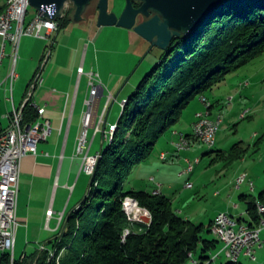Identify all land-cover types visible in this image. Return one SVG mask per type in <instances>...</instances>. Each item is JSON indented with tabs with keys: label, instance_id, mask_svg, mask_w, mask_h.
Returning <instances> with one entry per match:
<instances>
[{
	"label": "trees",
	"instance_id": "trees-1",
	"mask_svg": "<svg viewBox=\"0 0 264 264\" xmlns=\"http://www.w3.org/2000/svg\"><path fill=\"white\" fill-rule=\"evenodd\" d=\"M96 12L94 19L83 22L97 25V6ZM57 20L59 32L66 29L74 23V9ZM160 53L156 66L124 102L112 140H106L100 152L88 195L69 218L66 243L54 247L52 258L47 254L37 261L25 258L14 264H186L198 254V264L212 263L219 240L206 235L213 234L214 221L208 227L194 224L179 216L161 193L126 190L125 184L135 167L151 158L161 138L181 123L193 101L206 98L231 74L264 56V0L222 3L194 32L174 39L168 51ZM38 118L37 110L25 108V125ZM4 130L0 128V133ZM247 152L238 143L227 155L218 152L215 160L235 162ZM127 197L151 211L150 227L131 224L123 208ZM242 200L250 220H240L251 227L259 225L257 204H264V191L257 199L243 196ZM127 229L132 234L124 239ZM80 236L82 241L76 243ZM1 264H11L10 254L3 255ZM225 264L242 263L228 260Z\"/></svg>",
	"mask_w": 264,
	"mask_h": 264
},
{
	"label": "crops",
	"instance_id": "crops-1",
	"mask_svg": "<svg viewBox=\"0 0 264 264\" xmlns=\"http://www.w3.org/2000/svg\"><path fill=\"white\" fill-rule=\"evenodd\" d=\"M7 2L8 0H0V10L6 9ZM74 24L76 23L74 22L66 28L70 29L67 31L69 38L74 37V31L76 30L73 27ZM80 24L87 25L86 29L88 30L91 39L96 41L95 38L99 35V30L101 29L95 24V22H81ZM63 30L54 34L53 37L59 36ZM130 32L136 36V40L145 41L133 30H130ZM61 37L62 35L59 36V39H61ZM64 37H66V35H64ZM2 42L3 40L0 37V128L7 129L11 122L8 118V114L11 112L13 105L15 107H20L22 105L31 80L42 66L48 45L46 39L35 35L22 38L17 63L19 78L13 86V94L11 96V93L9 92L11 85L7 78L12 64L13 47L8 43L5 48V56L2 57ZM80 42H84L82 37ZM89 47L90 46L86 45V43L82 45L81 48L83 49V54L85 56V63L84 65L75 68L73 76H70V79L64 78L67 71L61 66H56L54 63L58 61L60 55L59 49H57L53 64L47 69V63L45 67L43 73L45 77L44 84L37 89L35 93V102L39 106L46 108L45 115L46 118L51 121L52 133L48 141L42 142L38 145L37 156L29 154L23 159L17 210V221L19 226L16 232L14 251V258L16 261H23L25 258H28V260L31 261H37L38 259L45 257L47 254L49 255V251L53 254L55 250L54 247L58 244L59 246H63L66 243L65 241H67L64 234L67 232L69 218L82 206L91 187L92 176L86 175L81 171L85 154L78 153V141L83 132V114L86 110V103L88 102L89 96L88 82L83 81V76H81L84 72L81 74L78 71L85 68L90 53ZM253 64L254 62L249 66H252ZM249 66L245 67L247 68L246 72H251L253 75H260L262 80L260 79L259 81L254 82L255 79L253 78V82L250 83L244 81L247 80L244 78L246 75L245 73L242 74L241 77L238 75V77H231L230 75L223 85L206 95V99L213 105L211 118L214 119L219 114H224L226 116L223 117L220 131L222 128L225 127L226 129L232 124L234 127V125L238 123V119H253L254 115L257 112H260V110L257 112L255 111L259 107L255 109H252L251 107L248 108L251 100L246 92L252 87L255 89L261 84H264V65H259L260 67ZM238 72L243 71L240 70ZM76 73H78L77 80H75ZM108 84V86L111 87V82ZM124 91L125 90H123V92ZM123 92L118 94V96H116L114 92H112V94L116 96L118 101L122 102L128 99L127 97H123ZM105 94L106 93L104 92V95L99 102V110L98 114H95L94 116V124L97 122L98 118L100 120L99 116L102 111L101 105L106 96ZM198 102L203 108L201 109V106L193 107V112L189 113L187 117L188 121L181 123L183 127L187 123H190V129L186 128L185 130V128H176L171 132V135L167 137L164 142L165 145H162V149L160 153H158L161 160L162 154L166 153L169 155L170 153L173 159L176 158L180 163L185 164L186 168L188 161H191L194 157H199V151L201 148L196 145L198 142L194 139H191L192 144L188 151L186 149L177 152L176 148V144L180 139V134L186 136L192 135L190 130L197 120V115L204 110V103L201 101V98H199ZM236 106L245 107V109L243 108L242 112L238 114L239 116L235 113ZM247 110L248 113L246 117L243 118L242 116ZM109 120L110 116L105 125H101V131L99 133H96L93 126L90 127L88 133L89 143L92 144L89 152L90 155L93 156L98 154L105 146V132L110 131V126L114 125L113 122L109 124ZM253 139L256 140L252 145H245L244 140L239 141L234 145L240 143L243 148L248 149V151L251 149L255 154H258L260 152L262 141L264 140V132H255ZM225 140L226 139H222L218 141L217 139L216 145L222 141H224V145H226ZM223 149V147L220 148L218 152L227 155L231 150ZM247 153L242 159L235 162H228L225 160L227 162L226 167L232 166L239 161L244 162ZM216 161L217 160L213 159L212 163H215ZM243 175H247V180L235 188V190L242 192L239 196L242 204H235L234 211L237 213L230 215L236 219L250 220L246 202L242 200V197L247 196L250 199H257L264 191V185L262 183L259 186L253 183V186H251L248 181L250 175L248 173ZM160 187L162 188V191H156L155 193H161L171 200L168 193L169 191H173V186L168 185L167 192L164 190L165 187L163 184L157 186V188ZM140 191L149 192L147 190ZM217 195L218 194L215 193V196ZM49 211L53 212L51 217H48ZM222 212L225 211L220 210L212 216L209 225L214 221L215 217ZM206 238L216 239L214 234L211 236L206 235ZM261 238V245L255 249L256 260L251 259L246 255H242L239 260L240 263L264 264V230L262 231ZM42 248H44V250ZM65 253L66 252L64 251L63 255ZM4 254L6 253L0 252V264ZM211 255L212 257L219 255L217 260H215L217 264H225L228 262L224 251V244L220 241L216 250ZM199 257V254L192 257V261L189 264H198Z\"/></svg>",
	"mask_w": 264,
	"mask_h": 264
},
{
	"label": "rangeland",
	"instance_id": "rangeland-1",
	"mask_svg": "<svg viewBox=\"0 0 264 264\" xmlns=\"http://www.w3.org/2000/svg\"><path fill=\"white\" fill-rule=\"evenodd\" d=\"M97 3L98 0L88 9L84 15L86 19H94L97 16ZM125 6L126 0H110V11L114 7V12L121 14ZM36 13L37 11L34 8H29L26 25L30 24L35 18ZM86 26V24H74L73 27L76 30L72 38H69V34H67V31L70 29H65L60 34L63 37H61L62 41L59 39L60 35L46 39L48 45L46 54L50 52L47 69L53 64L56 51L59 49L60 55L58 61L54 63L56 66H61L65 69L67 73L64 78L70 79V76H73L75 68L85 63V56L81 48L82 45L86 43V45L90 46L88 61L83 69L84 74L81 76H83V81L88 82V102L92 100L91 92L94 86H103L106 96L103 99V104L101 105L102 111L99 117L103 116L104 111L103 117L105 120L100 126L103 124L105 125L110 116L109 124L111 122L114 123V125L110 126V131H108L110 133L113 129L112 127H115L119 123L123 112V103L125 102L118 101L116 96L125 90L123 92V97L129 98L136 90L143 77L156 66L161 53L157 48L153 49L147 42L136 40V36L131 34L130 30L124 28H100L99 35L95 38L96 41H93ZM64 35H66V37H64ZM81 37L84 39L83 43L80 42ZM259 65H264V56L256 60L254 64L249 67H260ZM246 69L247 68H243L241 69L243 72L231 74V77H236L237 75L241 77V75L245 73L246 75L244 78L247 80L244 81L250 83L253 82V78L255 79L254 82L262 78L260 75H253L251 72H246ZM78 72L81 73L80 71ZM77 79L78 73L75 74V80ZM109 82L112 84L111 87L108 86ZM112 92H114L116 96H114ZM246 93L251 100L248 108L251 107L255 109L259 107L255 111L257 112L260 110V112H257V115L253 114V119H238V123H236L234 127L232 124L226 129L225 127L222 128L217 139L218 141L226 139V145H224V141H222L221 143H217L215 147L210 148L209 146L197 143L196 145L199 146L201 150L199 151V157H194L190 161L195 167L192 174L186 172L189 163H187L185 168V164L180 163L176 158L173 159L170 153L167 160L160 159L158 153H160L162 145H165L164 142L166 138L171 135V133H169L158 142L151 158L135 167L126 181V190H147L151 193H155L156 191H162V188H157V186L163 184L165 187L164 190L167 192L168 185H172L173 191H169L168 195L171 198L173 209L182 218L188 219L197 225H206V227H208L210 223V218L220 210L232 215L237 213L234 211L235 204H242L239 197L242 192L235 190V188L239 186L237 182L238 179L243 176V174L248 173L250 175L248 180L249 184L253 182L259 186L262 183L264 185V140L262 141L260 152L255 154V152L250 149L244 162L239 161L232 166L226 167L227 162L225 160L220 159L215 163H212V160L216 159L220 148L223 147V150H229L235 143L243 140L245 145H252L256 140L253 139L254 133L264 132V84H261L255 89L252 87L248 89ZM198 100L199 98L193 101L188 109H186L181 123L188 121L187 117L189 113L193 112V107L201 106ZM88 102L86 103V110L83 114L82 131L84 130V116L90 109ZM203 106L204 110L200 114L206 113L207 111V107L204 104ZM202 108L201 106V109ZM243 108L245 109L244 106H236L235 113L237 116H239L238 114L242 112ZM247 113L248 110L244 112L242 117H246ZM224 116L223 114V117ZM181 123H179L176 128H185V130L186 128L190 129V123H187L184 127ZM193 131L192 127L190 132L193 134ZM188 150L189 149H187V151ZM197 159H200L201 163H196ZM215 193L218 195L215 196ZM82 239L83 238L80 236L74 241L79 243ZM191 261L192 258H190L186 264L191 263ZM206 264L210 263L207 262ZM211 264L217 263L213 261Z\"/></svg>",
	"mask_w": 264,
	"mask_h": 264
},
{
	"label": "built area",
	"instance_id": "built-area-1",
	"mask_svg": "<svg viewBox=\"0 0 264 264\" xmlns=\"http://www.w3.org/2000/svg\"><path fill=\"white\" fill-rule=\"evenodd\" d=\"M30 0H19L15 3V8L9 17L0 23V37L2 38V57L5 56V48L9 43L13 47L12 64L7 80L10 83L9 92L13 94V86L19 78L17 63L21 40L25 36H37L44 39L52 38L59 32L60 24L58 18L51 19L44 17L43 13L37 12L35 18L26 25L27 16L30 8ZM50 14H53L50 10ZM50 52L46 54L42 66L31 80L24 101L20 107L13 105L8 114L10 126L0 133V252L8 253L11 257V264L15 263L14 251L16 232L18 229L17 210L19 198V184L22 171L23 159L31 154L38 155V145L48 141L52 133L51 121L46 118V108L39 106L35 102L37 89L44 84V70L48 63ZM83 73V69L80 70ZM93 84V83H90ZM99 92H102L100 95ZM92 100L88 102L90 109L84 116V130L79 138L78 153L85 154L81 171L86 175H91L92 165L97 162V154L90 155V145L88 133L91 126L96 133L101 131L100 124L104 123V114L97 119L94 124V116L98 114L99 102L104 95L103 86H94L92 89ZM12 99V98H11ZM201 101L207 107L206 113L198 114L197 120L193 124V138L196 142L215 147L217 135L223 122V115L219 114L216 118H211V102L202 97ZM27 106L37 110L38 120L30 125L24 124V110ZM94 124V125H93ZM113 128V127H112ZM109 132H105V140ZM191 139L186 135L180 134L179 142L176 144L177 152L190 149ZM168 154H162V159L167 160ZM187 173L192 174L195 170L194 164L188 161ZM200 163V159L196 160ZM247 180V175L243 177L239 185ZM253 186V182H250ZM261 220L259 225L251 227L248 223L232 217L229 213H219L213 222L212 232L215 237L224 244V251L227 259L231 262H239L242 255H246L256 260L255 249L262 243L261 234L264 230V204H257ZM123 208L132 225H142L150 227L153 222L151 211L143 207L138 200L127 197L123 202ZM53 215L48 212V217ZM132 234L131 229H127L124 234L126 239ZM44 250V248H42ZM49 257L51 251H49ZM219 255L213 256L212 262L217 260Z\"/></svg>",
	"mask_w": 264,
	"mask_h": 264
},
{
	"label": "water",
	"instance_id": "water-1",
	"mask_svg": "<svg viewBox=\"0 0 264 264\" xmlns=\"http://www.w3.org/2000/svg\"><path fill=\"white\" fill-rule=\"evenodd\" d=\"M94 1L30 0V6L51 19L63 18L66 12L74 9V22L81 23ZM226 1L232 0H126L124 10L118 14L110 12V0H98L97 26L133 30L152 47L166 52L174 39L194 32ZM134 2L141 3V7L136 8ZM139 16L147 20L140 23Z\"/></svg>",
	"mask_w": 264,
	"mask_h": 264
},
{
	"label": "bare ground",
	"instance_id": "bare-ground-1",
	"mask_svg": "<svg viewBox=\"0 0 264 264\" xmlns=\"http://www.w3.org/2000/svg\"><path fill=\"white\" fill-rule=\"evenodd\" d=\"M19 1V0H8L7 2V7H6V10L0 15V23L1 21L7 19L9 17V14L11 13V11L14 10L15 8V3ZM100 95L102 94V92H99ZM124 105V103H123ZM115 128L116 127H113V129L111 130V132L108 134L106 140H109L111 141L112 140V137H113V134H114V131H115ZM100 158V152L97 154V162H98V159ZM97 162L95 165H92V171H91V175L89 176H93L94 172H95V169H96V166H97ZM245 175L241 176L239 179H238V184L241 182V180L243 179Z\"/></svg>",
	"mask_w": 264,
	"mask_h": 264
},
{
	"label": "flooded vegetation",
	"instance_id": "flooded-vegetation-1",
	"mask_svg": "<svg viewBox=\"0 0 264 264\" xmlns=\"http://www.w3.org/2000/svg\"><path fill=\"white\" fill-rule=\"evenodd\" d=\"M136 3H138V6H136V8H140L142 4L139 3V2H136ZM152 16H153V15H152ZM146 20H147V19H146L145 17H143V16H139L137 21L140 22V23H142L143 21H146ZM151 47H152V46H151ZM153 49H154V47H153ZM153 49H152V50H153Z\"/></svg>",
	"mask_w": 264,
	"mask_h": 264
}]
</instances>
